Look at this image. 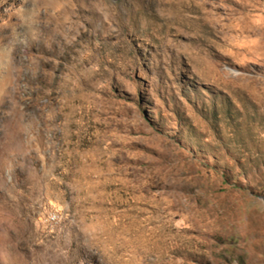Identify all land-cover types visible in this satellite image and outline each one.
Wrapping results in <instances>:
<instances>
[{"label":"rangeland","instance_id":"obj_1","mask_svg":"<svg viewBox=\"0 0 264 264\" xmlns=\"http://www.w3.org/2000/svg\"><path fill=\"white\" fill-rule=\"evenodd\" d=\"M0 264H264V0H0Z\"/></svg>","mask_w":264,"mask_h":264}]
</instances>
